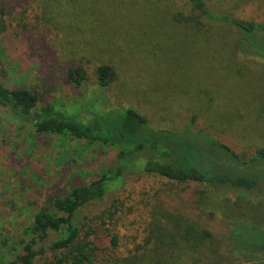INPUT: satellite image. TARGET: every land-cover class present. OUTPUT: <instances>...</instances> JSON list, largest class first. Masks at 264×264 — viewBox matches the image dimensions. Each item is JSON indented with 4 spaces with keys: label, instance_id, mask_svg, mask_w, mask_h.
I'll return each instance as SVG.
<instances>
[{
    "label": "rangeland",
    "instance_id": "374dc122",
    "mask_svg": "<svg viewBox=\"0 0 264 264\" xmlns=\"http://www.w3.org/2000/svg\"><path fill=\"white\" fill-rule=\"evenodd\" d=\"M205 1L211 15L189 20L186 0H0L18 40L0 41V76L34 92L36 110L62 102L60 111L90 121L132 108L154 128L193 123L245 158L264 148V33L213 13L263 23L264 0ZM53 55L55 66L42 69ZM66 64L86 70L80 87L66 80ZM100 64L115 69L104 88ZM114 158L108 144L38 133L0 108V240L19 239L49 197L100 176ZM262 192L214 197L202 183L135 174L82 208L78 241L92 264H264ZM66 253L47 250L32 264Z\"/></svg>",
    "mask_w": 264,
    "mask_h": 264
},
{
    "label": "trees",
    "instance_id": "16d2710c",
    "mask_svg": "<svg viewBox=\"0 0 264 264\" xmlns=\"http://www.w3.org/2000/svg\"><path fill=\"white\" fill-rule=\"evenodd\" d=\"M186 1L196 12L195 17H187L189 20L211 15L205 0ZM213 20L235 25L242 33H264V22L256 24L214 13ZM0 41L11 45L18 41L6 30L1 18ZM51 58L47 59L42 69L55 66V56ZM40 60L46 61V58ZM64 67L66 80L80 87L86 79L84 67L79 64H66ZM114 78L113 66L100 64L96 68L99 88L107 87ZM37 104L34 92L27 88L10 89L0 76V108L12 111L18 119H30L38 133L69 135L90 143L100 141L108 144L115 149V158L100 176L88 183L74 185L64 194L49 197L34 212L19 239L4 237L0 240L4 248L0 250V264H32L47 250L63 249H68V253L54 256L41 264H92L88 243L78 241L80 211L88 203L118 189L126 177L135 174L202 183L212 189L214 197H220L229 190H239L244 194L264 191L259 188V183L264 180V148H258L254 154L244 158L234 144L206 130L194 128L193 123L181 130L154 128L145 116L132 108L116 111L108 117L95 115L90 121H81L76 114L60 111L58 108L62 102L58 107L47 104L39 110H36ZM52 232L58 233V236L47 241Z\"/></svg>",
    "mask_w": 264,
    "mask_h": 264
}]
</instances>
